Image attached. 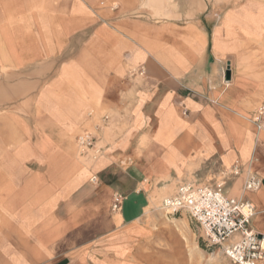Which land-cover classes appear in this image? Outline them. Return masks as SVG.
I'll use <instances>...</instances> for the list:
<instances>
[{
	"label": "crops",
	"instance_id": "crops-1",
	"mask_svg": "<svg viewBox=\"0 0 264 264\" xmlns=\"http://www.w3.org/2000/svg\"><path fill=\"white\" fill-rule=\"evenodd\" d=\"M263 103L264 0H0V264L147 260L153 204L234 166L264 238Z\"/></svg>",
	"mask_w": 264,
	"mask_h": 264
},
{
	"label": "built area",
	"instance_id": "built-area-1",
	"mask_svg": "<svg viewBox=\"0 0 264 264\" xmlns=\"http://www.w3.org/2000/svg\"><path fill=\"white\" fill-rule=\"evenodd\" d=\"M138 74L143 76L144 69ZM250 120L259 131H264V103L252 113ZM96 140L92 132L84 130L77 138L79 154L87 155L95 149ZM240 174L239 166H234L220 172L213 186L182 183L161 200L159 208L169 215L187 214L199 226L206 246L217 248L233 264H264V238L252 228L256 208L247 197L261 188L262 180L247 172L240 198L226 196V182ZM91 180L95 182L97 178ZM124 199L118 192L113 195V212L121 211Z\"/></svg>",
	"mask_w": 264,
	"mask_h": 264
},
{
	"label": "rangeland",
	"instance_id": "rangeland-1",
	"mask_svg": "<svg viewBox=\"0 0 264 264\" xmlns=\"http://www.w3.org/2000/svg\"><path fill=\"white\" fill-rule=\"evenodd\" d=\"M89 156L94 152L80 157L85 160ZM160 202L153 204L142 221L150 230L142 249L147 260H132V264H233L217 248L206 246L199 226L187 214L169 215L159 208ZM155 257L162 260H150Z\"/></svg>",
	"mask_w": 264,
	"mask_h": 264
},
{
	"label": "bare ground",
	"instance_id": "bare-ground-1",
	"mask_svg": "<svg viewBox=\"0 0 264 264\" xmlns=\"http://www.w3.org/2000/svg\"><path fill=\"white\" fill-rule=\"evenodd\" d=\"M159 1V0H158ZM161 3V2H160ZM163 3V2H162ZM167 4V3H166ZM172 4V3H171ZM161 5V4H160Z\"/></svg>",
	"mask_w": 264,
	"mask_h": 264
}]
</instances>
